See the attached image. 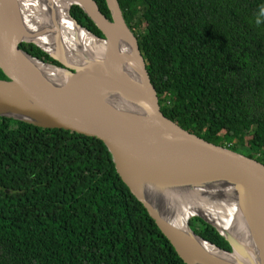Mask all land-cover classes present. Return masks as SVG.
Listing matches in <instances>:
<instances>
[{
    "label": "trees",
    "instance_id": "trees-1",
    "mask_svg": "<svg viewBox=\"0 0 264 264\" xmlns=\"http://www.w3.org/2000/svg\"><path fill=\"white\" fill-rule=\"evenodd\" d=\"M94 1L110 19L106 1ZM118 4L162 114L264 165V0ZM70 15L104 38L79 7ZM20 48L59 66L33 44ZM190 228L231 250L201 219ZM0 264L185 263L122 182L103 142L0 117Z\"/></svg>",
    "mask_w": 264,
    "mask_h": 264
},
{
    "label": "water",
    "instance_id": "water-1",
    "mask_svg": "<svg viewBox=\"0 0 264 264\" xmlns=\"http://www.w3.org/2000/svg\"><path fill=\"white\" fill-rule=\"evenodd\" d=\"M67 1L70 20L103 43L100 67L72 65L61 58L59 48L53 54L42 43L30 40L24 0H0V70L6 77L0 79V117L103 142L122 182L185 264H253L252 255L240 241L205 217L193 216L212 226L228 242L230 251L198 237L190 228L193 217L184 224L170 217L177 205L165 187L225 188L237 196L243 221L240 227L244 224L248 231L255 264H264V165L209 143L162 114L138 40L124 20L118 0H105L110 19L94 0ZM72 6L79 7L104 38L81 27L70 15ZM56 43L59 47L60 42L55 40L53 45ZM21 44L35 45L59 66L32 57L21 50ZM37 63L69 73L73 84L52 83ZM78 80L83 86L74 85ZM98 87L115 94L125 108L94 94V89L100 91ZM219 252L237 257L226 258Z\"/></svg>",
    "mask_w": 264,
    "mask_h": 264
},
{
    "label": "bare ground",
    "instance_id": "bare-ground-1",
    "mask_svg": "<svg viewBox=\"0 0 264 264\" xmlns=\"http://www.w3.org/2000/svg\"><path fill=\"white\" fill-rule=\"evenodd\" d=\"M24 0L26 16L29 23V32L32 41L42 43L50 53L57 54L61 50V58L75 66L91 67L94 70L100 67V51L103 43L78 28L68 17L67 9L70 5L67 0ZM40 13V15H39ZM50 13H53L50 15ZM40 32L43 34L40 36ZM30 37V36H29ZM60 42L53 45L54 41ZM44 77L58 86H67L72 81L69 73L58 70L54 67L37 63ZM73 81L71 82V85ZM81 85V81L74 82V85ZM94 89V94L110 102L111 104L125 108L122 101L111 92L106 93L102 88ZM170 194L177 208L170 213V217L177 224H184L194 215H201L208 221L217 225L220 229L229 233L242 243L248 254L252 255L253 264L256 255L248 231L243 226L242 217L239 212L237 196L225 188L220 187H196L178 186L176 188L165 187ZM168 210V209H167ZM169 211V210H168ZM240 227V228H239ZM239 228V229H238ZM213 251L217 252L211 247ZM220 253V252H219ZM226 258L234 259L237 256L229 257L220 253Z\"/></svg>",
    "mask_w": 264,
    "mask_h": 264
},
{
    "label": "clouds",
    "instance_id": "clouds-1",
    "mask_svg": "<svg viewBox=\"0 0 264 264\" xmlns=\"http://www.w3.org/2000/svg\"><path fill=\"white\" fill-rule=\"evenodd\" d=\"M260 13H261L262 15H264V7H261V8H260Z\"/></svg>",
    "mask_w": 264,
    "mask_h": 264
},
{
    "label": "rangeland",
    "instance_id": "rangeland-1",
    "mask_svg": "<svg viewBox=\"0 0 264 264\" xmlns=\"http://www.w3.org/2000/svg\"><path fill=\"white\" fill-rule=\"evenodd\" d=\"M193 218H195V217H193Z\"/></svg>",
    "mask_w": 264,
    "mask_h": 264
}]
</instances>
